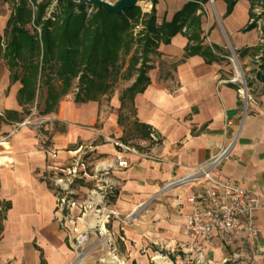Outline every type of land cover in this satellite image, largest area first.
I'll use <instances>...</instances> for the list:
<instances>
[{"label":"crops","instance_id":"0c3cea01","mask_svg":"<svg viewBox=\"0 0 264 264\" xmlns=\"http://www.w3.org/2000/svg\"><path fill=\"white\" fill-rule=\"evenodd\" d=\"M20 2L0 0L2 36ZM189 2L198 5L201 45L215 59L185 57V32L169 43L160 41L150 56V83L135 96L128 118L151 131L150 138L139 137L141 149L131 145L120 123L118 94L88 102L68 95L50 112H45L46 97L42 104L38 96L22 106V84L11 81V71L0 59V264L65 259V199L59 192L89 177L84 148L93 153L96 170H104L103 183L117 188L126 219L139 213L126 229L131 240L150 244L146 259H153L152 249H167L173 264H264L263 8L260 2L236 0L228 14L226 0H138L149 12L155 10L158 25L171 22ZM253 22L256 27L245 30ZM232 52L236 66L230 61ZM224 149L229 150L214 177L241 183L260 204L255 213L260 234L232 245L218 238L206 243L188 232L189 197L205 181L181 182ZM122 159L128 167L117 166Z\"/></svg>","mask_w":264,"mask_h":264},{"label":"trees","instance_id":"16d2710c","mask_svg":"<svg viewBox=\"0 0 264 264\" xmlns=\"http://www.w3.org/2000/svg\"><path fill=\"white\" fill-rule=\"evenodd\" d=\"M226 1L230 14L236 0ZM251 1L260 2L264 14V0ZM52 2H35L36 11H33L29 0H21L7 23L4 36L0 34V59L6 61L11 81L22 84L18 94L22 106L34 103L46 89L45 112L52 111L69 95L79 76L77 102L99 101L102 96L109 95L120 75V53H129L137 42L133 37L134 21L140 17L146 21V32L142 35L145 51L158 48L160 41L169 43L176 33L185 32L189 39L185 57L198 54L209 61L215 59L211 49L201 45V20L196 15L198 5L194 2L186 4L171 22L161 25L157 23L154 9L147 14L135 6L117 15L93 6L91 16L87 17L86 7L75 0H58L60 15L47 18ZM255 27L256 22H253L245 30ZM262 50L261 67L264 68V46ZM149 68L142 65L136 81L120 99L121 109L126 98L131 100L133 108L135 96L146 90L150 83ZM9 114L15 113L6 112ZM133 125L140 138H150L148 127L136 121ZM42 264H45L44 259Z\"/></svg>","mask_w":264,"mask_h":264},{"label":"rangeland","instance_id":"374dc122","mask_svg":"<svg viewBox=\"0 0 264 264\" xmlns=\"http://www.w3.org/2000/svg\"><path fill=\"white\" fill-rule=\"evenodd\" d=\"M75 1L81 2V0ZM106 1L115 4L118 0ZM137 6L140 7L142 13H151L150 8L145 5L142 6L139 3ZM58 7V0H53L47 9L46 17L60 15ZM85 7L87 17L91 16L93 7L87 5ZM76 11L79 10L76 9ZM134 22L133 37L137 42L135 41L129 53H120L118 62L120 75L113 84L112 92L108 96H102L100 100H109L110 96L116 94L121 98L123 93L136 81L142 65L151 67L149 65L150 56L157 52V48L145 51V41L142 35L146 32V21L140 17ZM232 63L236 66V60ZM79 77L74 80L69 96L75 97L78 92ZM45 97L46 89L39 95L41 104ZM132 109L131 100L126 98L125 105L120 111V123L126 127L131 145L141 149L139 135L132 122L128 121ZM88 151L84 148L81 155L85 156V161L88 163L84 170L87 171L89 177L79 178L75 184L67 188L64 185L63 193L59 192V195L61 194V197L65 199L66 221L61 225L66 234V246L62 256L65 259H50L51 264H77L78 260L79 264H173L167 255L170 250L158 249V253H155L156 251L152 249L153 259H146L150 244L146 247L128 237L127 224L138 218L139 213L126 219V212L121 211L120 203L116 198L117 188L114 187L111 190L103 183L104 170L101 168L96 170L92 163L94 162L93 153ZM79 169L77 175L80 173ZM49 177L53 178L52 180L50 178V181L53 186L57 187L54 181L55 175L52 174ZM122 227L125 229L122 230Z\"/></svg>","mask_w":264,"mask_h":264},{"label":"built area","instance_id":"2783aa9c","mask_svg":"<svg viewBox=\"0 0 264 264\" xmlns=\"http://www.w3.org/2000/svg\"><path fill=\"white\" fill-rule=\"evenodd\" d=\"M40 1L29 0L31 8L35 9V2ZM236 59V55L232 52L230 61L234 62ZM154 136L155 134L151 133V137ZM115 143L125 151H134L125 144ZM228 150H222L210 163L200 164L194 175L181 181L183 183L199 179L205 181L202 189L189 197L193 209L187 217L186 226L192 236L203 237L206 243L218 238L232 245L260 234V230L255 225V213L260 205L258 198L237 181L231 179L221 181L214 177V172L217 171ZM117 166L128 167L129 163L122 159L118 161ZM262 242L264 244V238Z\"/></svg>","mask_w":264,"mask_h":264},{"label":"water","instance_id":"95a60500","mask_svg":"<svg viewBox=\"0 0 264 264\" xmlns=\"http://www.w3.org/2000/svg\"><path fill=\"white\" fill-rule=\"evenodd\" d=\"M81 5L98 6L114 14H121L126 9H131L138 5V0H118L112 4L106 0H81Z\"/></svg>","mask_w":264,"mask_h":264},{"label":"bare ground","instance_id":"6f19581e","mask_svg":"<svg viewBox=\"0 0 264 264\" xmlns=\"http://www.w3.org/2000/svg\"><path fill=\"white\" fill-rule=\"evenodd\" d=\"M77 264H79V260H78Z\"/></svg>","mask_w":264,"mask_h":264}]
</instances>
